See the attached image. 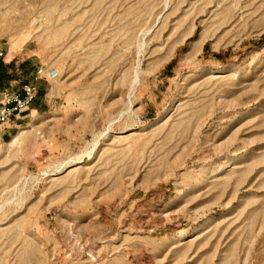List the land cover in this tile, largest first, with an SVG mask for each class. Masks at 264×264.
Here are the masks:
<instances>
[{
  "label": "rangeland",
  "instance_id": "rangeland-1",
  "mask_svg": "<svg viewBox=\"0 0 264 264\" xmlns=\"http://www.w3.org/2000/svg\"><path fill=\"white\" fill-rule=\"evenodd\" d=\"M0 45V264H264V0H0Z\"/></svg>",
  "mask_w": 264,
  "mask_h": 264
},
{
  "label": "crops",
  "instance_id": "crops-1",
  "mask_svg": "<svg viewBox=\"0 0 264 264\" xmlns=\"http://www.w3.org/2000/svg\"><path fill=\"white\" fill-rule=\"evenodd\" d=\"M0 48L3 49L5 54V58L0 60V87L10 85L14 89H20V87L24 83H29L32 81L34 73L29 72V62L30 59H17L16 51H12L9 49H4L1 45ZM18 66L20 72L17 74H10L9 70ZM41 79L38 80V92L34 99L30 103V109L33 111L40 110L42 108V104L40 103L39 97L44 95L42 87H40ZM29 109V108H26ZM27 113H23L20 111L18 114L10 118L8 122L0 127V138L3 136H9L10 132L8 131L10 128H15L19 125L24 118H26ZM13 130V129H12ZM23 132V130H21ZM15 135V134H14ZM13 136V135H12Z\"/></svg>",
  "mask_w": 264,
  "mask_h": 264
},
{
  "label": "built area",
  "instance_id": "built-area-1",
  "mask_svg": "<svg viewBox=\"0 0 264 264\" xmlns=\"http://www.w3.org/2000/svg\"><path fill=\"white\" fill-rule=\"evenodd\" d=\"M0 56L5 58L3 49L0 48ZM20 72L18 66L9 70L10 74ZM40 78V69L35 71L32 81L24 83L20 89H14L10 85L0 87V127L18 114L23 109L29 107L31 101L38 92V80Z\"/></svg>",
  "mask_w": 264,
  "mask_h": 264
},
{
  "label": "bare ground",
  "instance_id": "bare-ground-1",
  "mask_svg": "<svg viewBox=\"0 0 264 264\" xmlns=\"http://www.w3.org/2000/svg\"><path fill=\"white\" fill-rule=\"evenodd\" d=\"M204 38H205L204 34L200 33L197 37H195V39L192 40L191 48L200 46ZM20 135H21L20 133L13 135L8 143L11 144L16 142L18 137H20ZM75 160L76 162H78L80 161V158L77 157Z\"/></svg>",
  "mask_w": 264,
  "mask_h": 264
}]
</instances>
